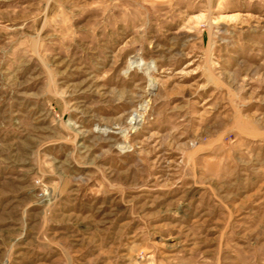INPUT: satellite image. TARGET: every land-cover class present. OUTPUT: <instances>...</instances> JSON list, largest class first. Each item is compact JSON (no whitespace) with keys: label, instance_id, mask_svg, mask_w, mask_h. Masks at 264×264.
I'll return each instance as SVG.
<instances>
[{"label":"rangeland","instance_id":"1","mask_svg":"<svg viewBox=\"0 0 264 264\" xmlns=\"http://www.w3.org/2000/svg\"><path fill=\"white\" fill-rule=\"evenodd\" d=\"M0 264H264V0H0Z\"/></svg>","mask_w":264,"mask_h":264}]
</instances>
